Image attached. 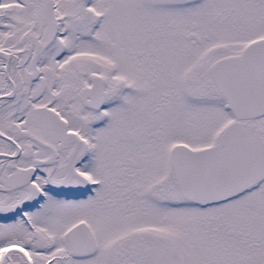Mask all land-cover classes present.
Returning <instances> with one entry per match:
<instances>
[{
    "label": "snow or ice",
    "instance_id": "1",
    "mask_svg": "<svg viewBox=\"0 0 264 264\" xmlns=\"http://www.w3.org/2000/svg\"><path fill=\"white\" fill-rule=\"evenodd\" d=\"M0 264H264V0H0Z\"/></svg>",
    "mask_w": 264,
    "mask_h": 264
}]
</instances>
